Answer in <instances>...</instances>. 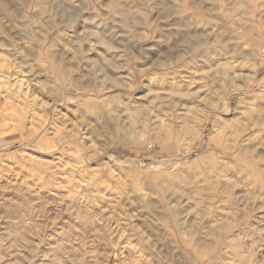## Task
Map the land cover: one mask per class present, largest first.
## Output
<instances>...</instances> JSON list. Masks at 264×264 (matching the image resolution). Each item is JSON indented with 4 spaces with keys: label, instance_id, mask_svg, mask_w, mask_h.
I'll use <instances>...</instances> for the list:
<instances>
[{
    "label": "clouds",
    "instance_id": "1",
    "mask_svg": "<svg viewBox=\"0 0 264 264\" xmlns=\"http://www.w3.org/2000/svg\"><path fill=\"white\" fill-rule=\"evenodd\" d=\"M0 37L4 81L14 70L51 104L50 129L21 150L49 137L83 166L98 146L97 168L118 180L106 189L115 192L110 215L144 222L137 242L154 253L149 264H264V225L247 223L264 211L255 206L264 194L253 192L264 193V0H0ZM58 120L75 121L81 139H58ZM229 124L258 129L230 141L236 159L217 151ZM56 175L77 173L59 163ZM236 187L244 194L232 196ZM87 196L61 194L65 203L51 211L46 198L13 201L0 214V264H48L54 254L80 264L83 245L94 248L104 230L82 221L79 234L57 230L55 219L78 222L94 203L85 206ZM45 240L56 242L53 253L40 251Z\"/></svg>",
    "mask_w": 264,
    "mask_h": 264
},
{
    "label": "rangeland",
    "instance_id": "2",
    "mask_svg": "<svg viewBox=\"0 0 264 264\" xmlns=\"http://www.w3.org/2000/svg\"><path fill=\"white\" fill-rule=\"evenodd\" d=\"M87 46L85 45V47ZM99 51L106 50L100 48ZM96 54L97 50L93 48L91 55L95 56ZM5 71H9V67L0 60V73ZM12 76H16V79H12ZM50 111L51 104L44 95L43 88L30 83L28 78L17 76L14 70L10 71L7 82L0 75V214L10 211L9 205L15 209L12 202H19L25 197H29L32 201L46 198L48 209L51 211L57 206L62 207L65 203L60 199L61 194L80 202L81 195L87 192L88 196L83 204L86 206L89 201L94 203L91 209L85 207V214L78 217V222L73 223L69 219L68 213L55 219L57 230L61 226L65 230L75 227L79 234L80 221L89 224L90 232L104 230V240L96 243L94 248L88 249L86 244L83 245L89 255L81 260L80 264H97V262L104 264L105 258L107 264H149L148 257L154 253L142 251L141 245L137 242L141 237L136 229L143 231L141 226L144 222L137 217L130 221L133 227L120 222L123 219L122 212L120 216L110 215L109 205L115 203L113 199L115 192L106 189L109 184L116 186L118 180L114 175L106 176L101 169L97 168L96 161L103 158L99 153L98 146L94 148V152L97 154L89 155L88 163L83 166L80 163H74L77 159L75 156L61 153L60 145L49 137L41 140L35 149L21 150L23 145L30 144L34 139L41 137L44 131L50 129L51 117L47 115ZM226 115H231V113H226ZM70 119L71 114L60 115V120L68 121ZM57 125L58 127L51 129V132L58 139L71 138L66 141L67 143H75L81 139L83 130L75 121L60 123L58 120ZM256 131L258 129L241 134L239 130H234L231 124L227 125L216 138L217 151H225L226 155L232 156V153L227 151L231 146L230 141L233 139L237 142L242 141L254 135ZM261 139H264V136ZM85 143L87 144L89 141L85 140ZM53 155H64V160L59 163L70 165L71 170L77 175L73 177L57 176L59 163L51 158ZM232 158L236 159L234 156ZM82 172L87 173L88 184L80 181L79 174ZM228 179H231L230 172ZM75 181L80 182L73 186ZM224 182L227 183V180ZM63 185H68L72 191ZM253 192L257 195L264 194L259 192V185ZM253 192H248L247 195L252 196ZM32 193L39 195L34 196L31 195ZM242 194H244V189L240 187H236L235 191L231 193L232 196ZM123 203L124 200L121 198L120 204ZM262 204L264 201H255L256 207H260ZM102 209H107L104 211L103 217L99 215ZM116 211L120 212V208L117 207ZM225 211V206L221 205V212L214 214L223 215ZM104 217H108V219L105 220ZM65 221L68 223L66 224ZM258 222L264 225V211H251L247 223L255 225ZM36 227L39 229L40 225L37 224ZM4 231V228H0V232ZM235 231H240V229L237 228ZM55 243V241L45 240L40 244V251L45 254L53 253V248L49 245ZM75 247L79 249L81 244H77ZM48 264H64V261L60 254H54ZM152 264H156V262L152 261Z\"/></svg>",
    "mask_w": 264,
    "mask_h": 264
}]
</instances>
